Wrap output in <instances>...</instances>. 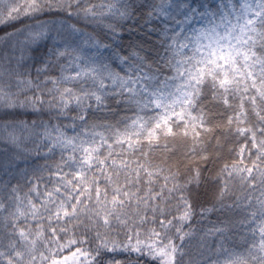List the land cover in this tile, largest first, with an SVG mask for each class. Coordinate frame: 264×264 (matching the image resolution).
<instances>
[{
    "label": "trees",
    "instance_id": "1",
    "mask_svg": "<svg viewBox=\"0 0 264 264\" xmlns=\"http://www.w3.org/2000/svg\"><path fill=\"white\" fill-rule=\"evenodd\" d=\"M228 0H0V264H264V20Z\"/></svg>",
    "mask_w": 264,
    "mask_h": 264
},
{
    "label": "rangeland",
    "instance_id": "2",
    "mask_svg": "<svg viewBox=\"0 0 264 264\" xmlns=\"http://www.w3.org/2000/svg\"><path fill=\"white\" fill-rule=\"evenodd\" d=\"M263 20L264 0H228L224 21L199 31L195 41L197 56L234 66L252 39L254 28ZM258 98L264 101V79L258 87Z\"/></svg>",
    "mask_w": 264,
    "mask_h": 264
}]
</instances>
